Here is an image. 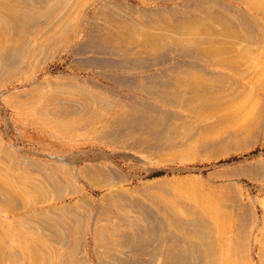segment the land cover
<instances>
[{
    "label": "bare ground",
    "instance_id": "bare-ground-1",
    "mask_svg": "<svg viewBox=\"0 0 264 264\" xmlns=\"http://www.w3.org/2000/svg\"><path fill=\"white\" fill-rule=\"evenodd\" d=\"M3 127L0 264H264V197L144 181L263 136L264 0H0Z\"/></svg>",
    "mask_w": 264,
    "mask_h": 264
},
{
    "label": "rangeland",
    "instance_id": "rangeland-1",
    "mask_svg": "<svg viewBox=\"0 0 264 264\" xmlns=\"http://www.w3.org/2000/svg\"><path fill=\"white\" fill-rule=\"evenodd\" d=\"M73 58L72 55H65L63 56V59L61 62H56L50 66V72L48 74L49 77H58L60 74H76L79 77H85L86 74L77 68L71 67V59ZM69 76V75H68ZM90 77H93L91 74H89ZM95 78V77H93ZM104 84H108L109 86H112L110 83L106 82V80H102ZM22 89V88H20ZM5 128L0 129V133L5 136V141L7 140V136L5 135ZM262 132L263 136L258 137V139L253 143L246 145L247 149L246 152H243L242 154L239 155H232L230 157H218L215 160L213 159H205V158H199L195 160H189L185 162V166L183 164L177 163L176 165H170L172 166L171 168H180V169H190L189 172H171V171H164L160 170L157 172H154L150 177L145 178L144 181L149 182V181H155V180H162V179H180V178H201L204 180L206 184V189H212V190H226V188L232 187V184H234V187H236L242 194L247 195L250 194L251 197H255L259 195L260 198L264 197V191H259V188L261 187V184L259 182L253 180L247 175H240V174H235L234 169L236 167L240 166H246L249 165L252 168H255L257 166V163H259L261 160H264V127L260 129ZM9 135L12 136L15 140V134L13 130L9 132ZM22 145V144H21ZM27 145V144H26ZM24 147V145H22ZM38 147L39 152L43 149L44 147L40 148ZM25 148L32 149L33 147L31 146H25ZM45 152H50V153H56L58 150L55 149H45ZM44 158V157H43ZM41 158V159H43ZM259 161V162H258ZM255 165V166H254ZM161 168H167V167H161ZM197 169V170H195ZM199 170V171H198ZM228 186V187H227ZM90 192V191H89ZM262 192V193H261ZM91 195L94 196L95 199L99 198L100 193H91ZM75 198L68 197L64 202L65 204H76ZM64 202L58 203L56 206H61L64 204ZM96 210V209H95ZM181 215H185L182 211H179ZM2 218L7 219L6 216H2ZM86 243L85 246L87 248L89 258H90V263L91 264H96L95 261L93 260V254L89 250L91 247V235L88 234L86 237ZM41 241H44L47 246H51L50 244H54L52 242L49 243L45 238L44 240L40 239ZM55 245V244H54ZM57 247V245H55ZM54 246V247H55ZM39 257V256H37Z\"/></svg>",
    "mask_w": 264,
    "mask_h": 264
}]
</instances>
